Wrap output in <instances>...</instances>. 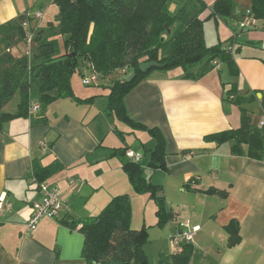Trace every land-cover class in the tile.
<instances>
[{
  "label": "crops",
  "instance_id": "crops-1",
  "mask_svg": "<svg viewBox=\"0 0 264 264\" xmlns=\"http://www.w3.org/2000/svg\"><path fill=\"white\" fill-rule=\"evenodd\" d=\"M204 1L212 7L216 0ZM39 2L0 0V26L15 20L34 25L36 20L29 19L35 16L32 10ZM235 2L236 11L230 19H210L204 24L208 46L231 40L234 66L221 62L197 77H187L181 67L155 68L125 98L129 115L148 128H158L165 138L166 167L157 169L163 174L156 182L162 184L163 193L168 190L185 199L178 201L186 214L183 224L194 227L201 222L205 226L203 236H199L203 231L200 226L192 241L194 247V238L197 244L205 243L209 256L205 264H264V152L261 158L236 156L231 154L230 144L204 140L209 134L240 128L243 110L254 126H259L264 114V28L241 30L239 21L250 0ZM208 15L206 12L202 18ZM208 31L211 41H207ZM106 81L102 80L101 86L108 88ZM233 87L236 91L228 96ZM36 99L37 94L32 101ZM19 101L6 105L0 113L16 114ZM102 119L85 105L64 99L30 117L3 123L0 196L6 195L11 209L0 215V264H87L82 255L84 235L63 220L100 214L120 194L97 195L105 178H115L112 190L129 187L123 161L115 160L114 150L126 144L143 155L147 149L139 136V146H131L125 131V142L118 137L105 143L111 122L106 124ZM133 129L154 140L153 147L147 149L152 150L156 141L150 133ZM117 130L116 126L112 131ZM56 159L65 169L44 183L60 190L64 209L59 218L44 217L28 231L33 204L40 196L33 166H46ZM210 189L217 193H208ZM175 214L178 221L181 213ZM233 220L239 223L240 241L229 247L225 226ZM208 248L215 254L212 258Z\"/></svg>",
  "mask_w": 264,
  "mask_h": 264
},
{
  "label": "trees",
  "instance_id": "trees-1",
  "mask_svg": "<svg viewBox=\"0 0 264 264\" xmlns=\"http://www.w3.org/2000/svg\"><path fill=\"white\" fill-rule=\"evenodd\" d=\"M52 3L58 13L56 22L47 27L16 20L0 26V109L17 94L20 96L16 114L0 113V129L7 120L32 116L34 102L40 104L39 112L64 99L81 105L92 104L97 96L81 99L72 87V76L78 69L82 71L81 65L91 70L89 74L99 76L100 85L96 87L117 74L108 87L106 114L133 128L148 131L156 143L152 150L145 148L139 162L127 159L130 148L126 144L116 153L125 154L122 168L134 190L152 194L159 221L175 220L176 214L168 206L162 187L152 184L144 174L146 168L166 167L165 138L158 128H148L134 120L127 111L125 98L147 75L139 69L145 62H159L165 69L181 67L187 77L202 76L221 62L234 66L233 53L229 50L231 40L208 46L204 24L210 19H230L236 11L235 0H216L212 7L204 0H52ZM248 9L257 20L253 29L264 28V0H250ZM206 12L209 15L203 19ZM29 20L35 22L34 17ZM31 34L33 38L29 41ZM21 42L28 43L30 51L17 55L14 48H19ZM126 69L127 76L136 74L130 83L118 75ZM33 86L37 94L34 102ZM234 91L233 87L227 95ZM117 135L125 142L124 132L117 131ZM204 140L217 145L230 144L232 155L261 158L264 127L252 125L243 110L240 128L209 134ZM64 169L58 159L46 166L35 163L33 175L38 189ZM208 193L217 192L210 189ZM132 217L131 198L123 194L113 197L97 216L63 222L84 235L82 255L87 264H150L143 248L146 232L132 227ZM225 229L227 245L238 244L239 223L233 220ZM193 252V242L185 241L172 255H161L158 264H192Z\"/></svg>",
  "mask_w": 264,
  "mask_h": 264
},
{
  "label": "rangeland",
  "instance_id": "rangeland-1",
  "mask_svg": "<svg viewBox=\"0 0 264 264\" xmlns=\"http://www.w3.org/2000/svg\"><path fill=\"white\" fill-rule=\"evenodd\" d=\"M39 12L43 13V18L35 19L36 22L34 23V25L40 24L42 27H47L50 23L56 22L58 8L55 4L52 3V0H40L39 4H37L36 7L34 6L32 10V15H37ZM207 33H208L207 41H211L210 39L211 32L208 31ZM29 51L30 49H29L28 43L26 42H21L19 44V48L17 47L14 48V53L17 55L26 54ZM81 70L82 71L80 72L78 69L73 74L72 80H71L72 87H73V90L76 96L81 99H89L92 96H97L94 99V102L92 104H87L85 106L88 108V110L91 109L92 112H97L99 115H101V118H103L102 120H104L106 124H109V122H111V126H110L111 131L109 132V136L107 137V141L105 140L106 141L105 143L109 144L115 139L118 140V135H117L118 130L115 132L112 131L117 126L119 131H125L127 133L126 139L131 146L134 144H135V147L137 145L139 146L140 142H137V139H136V136H139L141 141L145 143L147 149L152 148L154 145V140L149 135H147L145 132H142V131L137 132L133 128H130V127L128 128L126 123H124L123 121L119 119L113 120L112 118L108 117L105 114V110L108 107L107 95H108L109 89L103 86L95 87V86L84 85L82 73L87 76L89 75L91 70L87 69V67H83V65H81ZM116 78H117V74H113L109 78H107L106 82L111 84L112 81L115 80ZM31 96H32V99L36 97V87L35 86H33ZM18 100H20L19 94H17L12 100V102L9 103V106H11L10 104L12 105L16 104ZM115 152H117V150H114V155L116 156L114 157L115 160L122 159V157H119L120 155H118L117 153L115 154ZM144 174H145V177H147L152 184L158 185V186L162 185L156 182L162 179L161 174L163 173H161V171L153 170L151 168H146ZM115 182H116L115 178H110V177L105 178V182L103 184L104 186H102L103 188L99 190V193H97V195H103V194L105 195V194H112V193L120 192V194H117V195L128 194L130 196L131 202H132V209H133L132 227L138 230L143 229L146 232V240L143 244V248H144V254L147 257L148 262L150 264H158V261L161 255H167V256L172 255L176 251V246H175V242L173 239V235L177 234L179 229H183L184 231H189V228L193 227V224L192 225L190 224L186 226L185 228L183 227V223H186V218H185L186 214H183L180 208L181 204H179L178 201H184L185 199L180 200L178 199V196L176 194L172 195L170 192H168L167 189H166L167 191L164 190L166 191L164 193V196L167 197L166 202L168 206L171 208V210L174 213L176 211L177 212L179 211L181 213V216L178 221L172 220V221H166L165 223H161L157 215L156 202L150 192L138 193L134 190L132 184L128 185L129 187H126V189L124 188L125 190L123 189L119 191L112 190L116 186ZM198 223L201 227H203V231L199 236L201 235L203 236V233L205 232V226L201 222H198ZM194 243L196 244L194 247V252L191 257V263L192 264H205V258L209 257L207 256V254H205V243L202 242V244L201 243L197 244V241L195 240V238H194ZM206 251L209 253V255L211 254V258L213 257V255H215L214 252L211 251L210 248H208Z\"/></svg>",
  "mask_w": 264,
  "mask_h": 264
},
{
  "label": "built area",
  "instance_id": "built-area-1",
  "mask_svg": "<svg viewBox=\"0 0 264 264\" xmlns=\"http://www.w3.org/2000/svg\"><path fill=\"white\" fill-rule=\"evenodd\" d=\"M35 19H41L43 18V13L39 12L37 15L34 16ZM240 28L242 30H249L253 29L257 25V20L253 16L250 9L245 10L244 14L239 22ZM33 38V34L29 35V41H31ZM218 66V64H216ZM118 75L121 77L127 76V69L121 70L118 72ZM83 84L86 86H99L100 85V78L97 74H89L83 76ZM40 104L37 102H34L31 108L30 113L35 114L40 111ZM260 127H264V114L259 122ZM126 157L130 160L139 162L142 160L143 156L140 153H137L133 150H128L126 152ZM73 180L69 181V184H71ZM39 199L34 202L33 204V213L31 215V218L27 224V230L32 231L34 230L39 222L44 217L49 218H59L63 209L64 204L61 200V192L60 190L53 186L48 184H42L39 188ZM11 209V205L7 202L6 195L0 196V215L6 211ZM188 226V224H183V227L185 228ZM200 230V226H194L189 231H184L183 229H180V231L173 235V239L176 246V251L179 250L181 244L183 242H192L193 241V235Z\"/></svg>",
  "mask_w": 264,
  "mask_h": 264
},
{
  "label": "water",
  "instance_id": "water-1",
  "mask_svg": "<svg viewBox=\"0 0 264 264\" xmlns=\"http://www.w3.org/2000/svg\"><path fill=\"white\" fill-rule=\"evenodd\" d=\"M165 37L162 38V40H164ZM164 66L159 63V62H156V61H150V62H145L143 64L140 65V71L142 73H147L149 72L150 70L152 69H155V68H163ZM136 78V74L134 72H132L131 74H129L128 76L125 77V81L130 83L132 82L134 79Z\"/></svg>",
  "mask_w": 264,
  "mask_h": 264
}]
</instances>
